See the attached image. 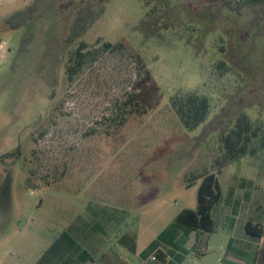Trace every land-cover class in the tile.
Segmentation results:
<instances>
[{"label":"rangeland","instance_id":"obj_1","mask_svg":"<svg viewBox=\"0 0 264 264\" xmlns=\"http://www.w3.org/2000/svg\"><path fill=\"white\" fill-rule=\"evenodd\" d=\"M35 1L0 0V264L128 260L130 233L148 240L197 210L200 182L187 178L218 171L223 131L243 113L264 123V25L216 16L202 0H41L29 26L13 30L8 18ZM85 3L100 16L65 44ZM80 42L100 53L68 83ZM103 42L127 49L101 52ZM188 93L211 105L193 130L170 104ZM221 163L210 259L224 209L264 230V149Z\"/></svg>","mask_w":264,"mask_h":264},{"label":"trees","instance_id":"obj_2","mask_svg":"<svg viewBox=\"0 0 264 264\" xmlns=\"http://www.w3.org/2000/svg\"><path fill=\"white\" fill-rule=\"evenodd\" d=\"M41 0H36L25 9L19 10L11 15L7 23L13 29L17 30L29 26L34 19ZM100 11L93 5L85 3L77 8L75 17L69 28L66 37L63 38L65 44H75L79 39L94 25ZM32 41L31 35H26L22 41L23 49H27ZM101 39L97 40L99 44ZM126 45L121 42L113 44L103 42L101 52H124ZM99 50H87V43L80 42L76 49L71 50L67 56L65 64V75L68 83H71L75 77L85 68L96 61ZM224 65L223 63H220ZM132 98V96L130 95ZM124 104H128L127 101ZM171 108L179 118L181 124L188 130L199 127L208 117L210 112V101L207 97L200 96L197 93H188L186 95H176L170 100ZM139 102L135 101L134 106L138 109ZM122 125V122L119 123ZM46 130L40 132V136L45 135ZM221 150L223 157L216 160L219 167L217 172L192 173L187 178V184L193 185L200 182L198 188V206L197 210H186L177 219L179 225L188 230H197L212 232L214 230V219L212 212L222 200V191L220 188L218 174L223 166V158L228 163H233L244 156L255 155L260 149H264V123L253 121L247 114H241L231 130H224L221 135ZM248 233L263 236L264 230L260 223L253 224L249 220L245 226ZM83 263V262H82Z\"/></svg>","mask_w":264,"mask_h":264},{"label":"crops","instance_id":"obj_3","mask_svg":"<svg viewBox=\"0 0 264 264\" xmlns=\"http://www.w3.org/2000/svg\"><path fill=\"white\" fill-rule=\"evenodd\" d=\"M235 215L236 213L232 215L228 213V209H224L218 221L221 227H225L226 235L218 248L216 259V255L210 259L208 254V244L212 238L210 234L217 231L218 225L213 216L212 232L188 230L178 224L176 229L159 233L145 241L139 235L130 233L125 246L132 258L127 260L125 256L115 253L103 258L102 264H259L264 234L256 236L248 233L245 229L249 221L247 217L237 221Z\"/></svg>","mask_w":264,"mask_h":264},{"label":"flooded vegetation","instance_id":"obj_4","mask_svg":"<svg viewBox=\"0 0 264 264\" xmlns=\"http://www.w3.org/2000/svg\"><path fill=\"white\" fill-rule=\"evenodd\" d=\"M200 8H207L216 16L228 13V18L235 19L245 14L248 17L247 23L254 28L264 25V0H202Z\"/></svg>","mask_w":264,"mask_h":264},{"label":"built area","instance_id":"obj_5","mask_svg":"<svg viewBox=\"0 0 264 264\" xmlns=\"http://www.w3.org/2000/svg\"><path fill=\"white\" fill-rule=\"evenodd\" d=\"M153 259H155V257H153Z\"/></svg>","mask_w":264,"mask_h":264}]
</instances>
